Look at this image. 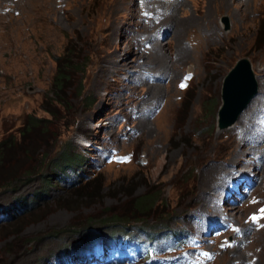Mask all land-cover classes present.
<instances>
[{"label":"rangeland","instance_id":"374dc122","mask_svg":"<svg viewBox=\"0 0 264 264\" xmlns=\"http://www.w3.org/2000/svg\"><path fill=\"white\" fill-rule=\"evenodd\" d=\"M160 1L0 0V36L17 24L36 40L23 47L29 53L22 72L0 53V140L26 145L20 134L32 116L47 132L37 139L38 159L53 160L61 151L81 157L78 170L51 179L47 199L13 220L1 211L15 209L19 195L30 198L42 178L33 176V186H20L18 196L0 191V264H51V255L79 242L88 220L110 212L131 219L128 201L146 193L157 202L134 226L167 227L184 237L187 231L194 246L187 241L166 250L160 243L150 255L136 247L127 264H264V126L256 124L264 108V76L256 80L264 68V0ZM31 15L35 23L24 22ZM73 53L86 63L82 81L90 100L81 107L58 104L60 96L50 92L56 61ZM243 58L257 95L220 131L222 82ZM36 162L32 157L30 165ZM235 170H247L249 182L233 184ZM91 181V200L72 210L56 204ZM8 223L18 224L1 229ZM215 225L224 232L207 238ZM123 253L109 263L124 264Z\"/></svg>","mask_w":264,"mask_h":264},{"label":"trees","instance_id":"16d2710c","mask_svg":"<svg viewBox=\"0 0 264 264\" xmlns=\"http://www.w3.org/2000/svg\"><path fill=\"white\" fill-rule=\"evenodd\" d=\"M65 55L56 61V73L52 80L50 92L55 98L60 96L61 100L56 99L58 104L67 106L70 105L68 101H73L77 107L87 105L90 100L88 97L89 93L83 89L82 81L86 63L83 58H80L75 53L70 54V60H66ZM72 91H76V93ZM205 110L210 113L213 111L211 107L206 106ZM213 113L215 114V112ZM22 127L20 137L27 142L26 145L19 146L16 141L9 137L0 140V191L10 190L13 192V195L18 196L21 190L17 188L20 189V186L24 189H27L26 187H32L34 181H31V178L36 174H39L42 178V188L32 192L30 198H27L26 194L19 195L20 197L15 199V203L18 204L15 209L9 208L2 210L1 213L4 214L8 221L13 220L14 215L39 206V202L47 199L51 179L54 176H58L60 180L61 176H67L64 173L67 168L76 171L78 169L74 167L81 164L80 156L72 157L66 151H61L57 157L47 162L44 159H38L39 152L36 148L37 139L39 136L44 137L45 135L43 136V134L47 132L43 130V126L40 125L39 120L32 116L25 117ZM32 157H36L37 159L35 166L30 165ZM92 185L93 183L91 181L84 186L79 185V187H75L76 189L71 188L66 197H62L56 204L60 208L77 209L80 206L79 204L83 202L82 200H91L90 188ZM72 195L76 196L78 200L74 201L71 199ZM156 202V196L150 193L141 194L128 201L127 207L130 209L129 214L133 216L131 219L122 217L119 213L114 214L110 212L99 221L95 219L88 220L82 229V234L80 235L82 238L79 242L62 249L58 254H54V257L51 255L49 257V259L52 257L51 264H75L77 261L87 260L92 257L87 250L92 244L100 243L102 246H110L113 242L123 240V243L127 244L129 242H137L139 238L146 239L148 242L156 241L155 237L159 232L153 228L142 226V224L139 227L134 226L135 223H141L140 216L147 213ZM27 214V217L33 216V212ZM17 224L8 223V225L1 229H12ZM114 227L122 230L116 232L113 230ZM129 227L136 229L134 233L128 231L131 230ZM57 234L61 235L59 232Z\"/></svg>","mask_w":264,"mask_h":264},{"label":"water","instance_id":"95a60500","mask_svg":"<svg viewBox=\"0 0 264 264\" xmlns=\"http://www.w3.org/2000/svg\"><path fill=\"white\" fill-rule=\"evenodd\" d=\"M223 22L228 24L227 19ZM258 87L248 59L236 62L222 82L221 104L217 111V128L220 131L233 126L252 99L256 97Z\"/></svg>","mask_w":264,"mask_h":264},{"label":"bare ground","instance_id":"6f19581e","mask_svg":"<svg viewBox=\"0 0 264 264\" xmlns=\"http://www.w3.org/2000/svg\"><path fill=\"white\" fill-rule=\"evenodd\" d=\"M124 1L126 2V4L131 3L133 5V3H134V0H124ZM166 1L169 2L170 0H166ZM160 2L164 5L166 4V3H164L163 0ZM176 2L182 3V0L176 1ZM33 3H34V1H32L31 5ZM25 6H26V4H24V6L22 7L23 12H25ZM172 6H173V4H172ZM175 7H177V6H175ZM35 20H37V18L35 16L31 15L27 19H25L24 22L25 21H31V22L35 23ZM16 25L17 24H15L13 27L10 28V30L13 29V32L12 33L10 32V34H7L6 32H2V36H0V53L3 56L7 55L6 62L8 63L10 69L11 70L13 69L14 72L19 73V72H22L26 68V65H24V60H25V56L29 53V52H26V50H24L23 47H24V45H27L29 43L28 40H30V42H31V40L34 36L30 32H28V31L26 32L23 28L17 27ZM34 34H36V33H34ZM30 37H31V39H29ZM37 40H39V39H37ZM34 42H36L35 39H34ZM198 45H200V44H198ZM196 47H198V46H196ZM258 73L259 74L256 76V80L261 77V74H262V76H264V68L263 69L261 68V71H258ZM259 80H258V82H259ZM261 85L263 86L264 84H261ZM263 89H264V87H263ZM258 100H256L254 102V105L260 106V104L257 103ZM262 134H264V131H260L259 136H261ZM248 142H250V140L249 141L246 140L245 142H243L244 143L243 145L245 146V145L249 144ZM239 156H241V155H239ZM238 163L239 164L242 163L241 160H238Z\"/></svg>","mask_w":264,"mask_h":264}]
</instances>
